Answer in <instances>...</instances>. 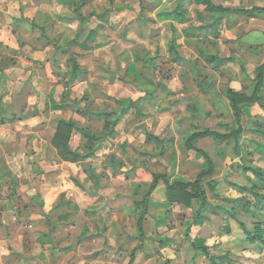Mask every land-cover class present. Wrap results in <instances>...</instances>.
I'll return each mask as SVG.
<instances>
[{
  "label": "rangeland",
  "instance_id": "obj_1",
  "mask_svg": "<svg viewBox=\"0 0 264 264\" xmlns=\"http://www.w3.org/2000/svg\"><path fill=\"white\" fill-rule=\"evenodd\" d=\"M83 1L77 0L79 3ZM91 1L93 0H86V5ZM196 1L166 0L164 6L153 10L144 6L143 0H95L96 6L92 8L91 15L80 16L81 33H93L92 27L97 21V16H102L108 11L114 12L109 28L113 38L111 47L116 53L112 51L111 56L115 57L120 49H124L125 58H133L138 64L133 69L126 67V70L122 64L109 66L110 71L120 75L114 83L107 82L108 84L103 83L101 86V83H96L95 80L89 81L91 98L85 101L76 100L74 105L70 103L78 111V114L74 113L76 118L73 119L82 122L91 131L101 134L105 129V119L98 116L88 118L82 115L81 110H85L90 102L103 108L107 103H114L116 99L122 100L121 105L129 109L125 115H121L116 133L109 139V145L105 146L93 161V166L98 172H104L102 170L105 165L115 163L116 172L110 171V174H121L126 180L139 183L136 192L131 190V187L129 192H126L124 185L119 187L121 192L114 191L116 194L123 193L127 198H132L135 205H139L125 220L129 239L125 248L129 249L130 253L134 248H138V264H211L205 255L195 254L192 240L197 244L212 245L213 252L229 251L233 260L230 264H264V244L259 241L249 242L240 223L227 212V209L236 210L248 225L256 219L245 211L247 206L255 204L256 197L249 191L239 189L238 185L262 190L253 173L244 171L240 165L243 156L251 163L264 167V138L257 132L250 131V126L254 127L258 119L264 124V109L259 103L243 108L246 130L238 143L240 155L234 140L228 144L211 138H201L197 141V145L207 149L213 157L216 164L214 177L219 179L216 190L221 196L211 193L208 189V197L215 205L222 206L215 207L211 216L200 227L187 233L191 208L181 202L168 201L166 186L161 180L152 195L148 206L149 213L144 220L146 238L142 243L143 247L138 246V218L142 210L139 202L153 180L152 174L165 173L171 181L195 178L206 164L199 152L186 148L188 136L197 128L210 127L223 131L225 128L221 126L222 123L238 127L224 92L223 84L226 81H230V86L240 87L239 90L251 91L250 77L255 72H249L248 66L247 71L251 76H246L236 60L238 58L246 64L249 50L238 48L239 43L237 45L234 39H228L232 35H220V19L212 24L216 16L209 13L201 15ZM188 3L190 9L185 11L184 7ZM86 5L79 9H84ZM176 10H181L182 13L177 14L174 20L162 21L157 17L163 13L172 15ZM256 25L264 26V19H256ZM12 27L19 44L41 45L43 48L48 45L55 46L59 50L53 58L60 59L61 47L64 46L53 43L45 33L44 26L43 29L36 28L22 20ZM72 31L74 32L73 29ZM95 33L98 31L95 30ZM188 33L189 35H186ZM183 35L190 36L185 39L190 40L186 42V48L197 50L200 70L188 62L172 58L170 45L177 44ZM260 51L256 55L259 64L264 62V49ZM230 56L233 59L227 61ZM219 59L223 61L216 66ZM61 73L63 76L65 71L62 70ZM198 77H201L207 89L199 85ZM83 85L82 88L86 86ZM108 89L113 98L106 96ZM263 94L264 84L260 95ZM70 112L68 110V114ZM146 131L164 139V153L160 152L158 143L147 141ZM72 143L74 144V140ZM116 145L120 146V151L115 148ZM108 181L106 174L101 182L104 184ZM228 224L231 226L230 232L226 229ZM134 232L137 235H132Z\"/></svg>",
  "mask_w": 264,
  "mask_h": 264
},
{
  "label": "crops",
  "instance_id": "obj_2",
  "mask_svg": "<svg viewBox=\"0 0 264 264\" xmlns=\"http://www.w3.org/2000/svg\"><path fill=\"white\" fill-rule=\"evenodd\" d=\"M211 1L233 10L264 7V0ZM165 2L143 0V5L156 10ZM196 2L201 15L220 16V35H232L228 39L239 43L238 48L249 50L246 51L247 63L244 62L246 69L250 66L249 72L254 73L264 64L256 61V55L264 49V26L256 25V19H264V11L256 16L237 12L221 15V12L206 10L202 0ZM95 6V0L82 10L76 9L71 0H0V264H130L131 253L125 248L129 240L125 220L139 205L114 191L124 185L126 192L129 187L136 192L139 183L126 180L120 173L110 174L116 166L109 163L102 170L109 181L97 188L82 160L62 159L53 145L58 119L76 118L74 113L78 111L73 106L76 100L91 98L89 81L95 80L101 86L114 83L120 75L110 71L109 66L122 64L126 70L138 64L133 58H125L124 49L115 57L111 56L112 51L116 53L111 47L113 38L109 28L114 12L97 16L93 33H81L80 16L91 15ZM184 8L185 11L190 9V4ZM180 13L181 10H176L172 15H156L167 21L174 20ZM22 20L36 28L44 26L53 43L64 46L60 59L53 58L59 50L55 46L19 44L12 26ZM186 35L176 46L190 61L174 60L188 62L200 70L197 50L186 48V42H190L185 40L190 37ZM72 54L81 66L73 81L69 59ZM236 60L242 66V61ZM62 70L65 71L63 76ZM228 83L229 80L224 87ZM83 84L86 86L82 88ZM105 94L113 98L109 89ZM262 96L264 98V94ZM113 102L103 108L90 102L81 113L97 118L96 114H86L87 110L120 108L118 99ZM113 134L103 142L96 155L87 158L92 166ZM83 141L82 135L74 130L69 142L71 148L80 150ZM115 148L120 151V146ZM137 249L131 264H138Z\"/></svg>",
  "mask_w": 264,
  "mask_h": 264
},
{
  "label": "trees",
  "instance_id": "obj_3",
  "mask_svg": "<svg viewBox=\"0 0 264 264\" xmlns=\"http://www.w3.org/2000/svg\"><path fill=\"white\" fill-rule=\"evenodd\" d=\"M71 2L76 9H79L81 6L86 4V0L81 3L77 2V0H71ZM202 4H204L206 10L210 12H221V15L228 12H237L246 16H256L264 11V7L233 10L222 5L213 4L211 0H202ZM219 19L220 16L216 17V19L211 23L215 24ZM170 50L172 52L173 59L190 61L189 59L181 55L175 43H172L170 45ZM69 59L70 61H72L73 66V77L71 79V81H73L78 77V74L81 71V66L77 62V58L75 57V55L72 54ZM232 59V56L227 58L228 61ZM221 61H223V59H219V61H217L215 65H220ZM241 67L244 74L250 77L251 75L245 68L243 61ZM250 78H252L250 92H246L244 90H236L232 88L229 83L224 88L225 95L229 99L231 105L232 116L234 117L238 127L231 126L228 123H222L221 126L225 128L223 131L210 127L197 128L188 136L185 142L186 148L194 149L199 152L204 157L206 164L205 168L201 169L195 176V178L188 180L178 179L175 181H171L165 173L161 172L152 174L153 180L149 187L146 189L147 191L143 194V198L139 202V204L142 206V210L138 218V228L140 233V243L138 245L139 247L142 246V243L146 238L144 220L149 213L148 206L151 201L152 195L156 191L161 180L165 183L166 199L168 201L181 202L191 208V221L188 225L187 233H189L193 229H196L197 227H200L205 222V220L211 216L215 207L222 206L215 205L210 201L208 197V189L211 193L217 196H221V194L216 190L219 179L214 177L216 164L213 157L207 149L198 146L197 141L201 138H211L219 143L226 142V144H228L232 140H234L237 146V153L240 152L238 146L239 139L243 131L246 130V127L244 126V123L246 122L244 120V106H251L253 104L259 103L264 109L263 96L260 95L264 83V64L258 66L255 70L254 76H251ZM199 85L204 87V89H207L206 84L203 83V81H200ZM121 103L122 100H119L120 108L118 109H107L95 112L87 110L86 114L93 113L96 114V116H98L99 118L105 119V129L101 134H97L91 131L84 124L77 122L73 118L67 119L61 117L58 119V128L53 138L54 147L57 148L58 154L64 160H82L84 162V168L86 169V172L94 181V184L97 188L103 185L101 180L103 177H105V173L97 172L96 168L86 160L87 158L96 155L103 142L108 140L109 136L116 132V128L120 121L121 115L124 114L128 109V107L122 106ZM260 122L262 121L258 119L254 127L250 126V131H255L257 132V134L264 138V124ZM74 130L78 131L84 139L80 150L72 149L69 143ZM146 139L147 141L158 143L161 148L160 152H165L163 147L164 139L162 137L152 132L146 131ZM238 154L240 155V153ZM241 158L242 161L240 165L242 166L244 171H251L254 175V178L256 179L257 184H259V186H261L262 188V190H259L253 189L248 185H238L239 189L249 191L253 196L256 197L255 204L252 206H247L245 208L246 214L256 219H254V221H251V225H248L240 217L239 213L236 210L227 209V212L231 218L240 223V226L242 227L249 242L254 243L256 241H259L260 243L264 244V167L251 163L250 160L244 158L243 156H241ZM226 229L228 232H230L231 226L229 224L226 225ZM192 245L195 248V254L205 255L211 264H230V262H233L231 253L229 251L222 253L213 252L212 245L197 244V242L194 240H192ZM135 250L136 249L131 252L130 264L135 258Z\"/></svg>",
  "mask_w": 264,
  "mask_h": 264
}]
</instances>
